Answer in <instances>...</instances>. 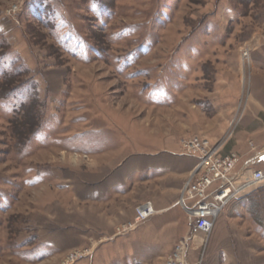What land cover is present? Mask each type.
<instances>
[{"label":"rangeland","instance_id":"obj_1","mask_svg":"<svg viewBox=\"0 0 264 264\" xmlns=\"http://www.w3.org/2000/svg\"><path fill=\"white\" fill-rule=\"evenodd\" d=\"M263 29L264 0H0V264H98L172 191L141 153L191 136L264 152V123L238 139ZM225 211L186 264H264V183Z\"/></svg>","mask_w":264,"mask_h":264},{"label":"crops","instance_id":"obj_2","mask_svg":"<svg viewBox=\"0 0 264 264\" xmlns=\"http://www.w3.org/2000/svg\"><path fill=\"white\" fill-rule=\"evenodd\" d=\"M250 42L252 44L251 57L253 60V71L251 76L250 97L246 104L241 125L242 131L240 130L238 134V139L242 141L247 140L245 135L249 132L254 141H258V138H261V132L263 130L262 124L264 123V29L255 34ZM235 100L233 99L231 102ZM226 105H228V103ZM201 107H203V105ZM217 107L220 108L223 106L217 103ZM225 110L221 111L225 112ZM262 139L264 140V138ZM261 144L264 145V141ZM238 148L239 151L232 150L224 153L234 152L238 154L240 160L236 169L239 173L248 174L251 170L264 169V152L260 151L254 153L253 150L244 149L243 146ZM139 156L141 157L139 159H145V163L148 161L149 165L146 166L145 164V166L148 167L150 174L157 175L160 178L171 177L175 180L174 182H167L163 185L165 191L169 189L172 191L169 194H165L162 199H157L152 203L156 210L155 214L148 220L140 223L133 233L126 234L122 237H114L111 241H108L104 251L101 250V252H99L98 264H121L120 261L125 259L133 264L157 263L159 260L166 258L174 249L176 242L185 238L192 230L190 227L186 228L185 215H180V213L184 212L176 208L177 205L179 206L178 197L173 189L176 190L177 188L175 187H178L176 186L177 182L174 177L179 176L185 178L195 167L197 158L184 155L182 151H168L164 152V154L141 153ZM98 194L99 193H97V195ZM228 216L229 214H227V211L222 212L221 217H219L215 225L216 230L219 227L223 228V223L227 225L226 219ZM181 218L182 220L180 222ZM256 221L262 224L260 219ZM217 225L218 227H216ZM226 227L227 226L224 228ZM214 230L213 232L216 234V230ZM219 237L223 241L224 235L217 236V238ZM103 252H105L104 255Z\"/></svg>","mask_w":264,"mask_h":264},{"label":"built area","instance_id":"obj_3","mask_svg":"<svg viewBox=\"0 0 264 264\" xmlns=\"http://www.w3.org/2000/svg\"><path fill=\"white\" fill-rule=\"evenodd\" d=\"M246 55L248 52H245ZM182 147L184 155L197 158L178 200V204L189 215L193 227L189 235L175 246V251L166 264H186V255L195 241H199V246L204 247L201 254L205 257L206 246L227 205L248 188L264 183V170L255 169L248 174L239 173L236 169L240 160L238 154L222 153L219 142L212 143L209 138L191 136L182 140ZM155 212L150 202L139 206L134 221L122 224L118 228L119 234L133 230ZM202 260L203 258L199 264Z\"/></svg>","mask_w":264,"mask_h":264}]
</instances>
